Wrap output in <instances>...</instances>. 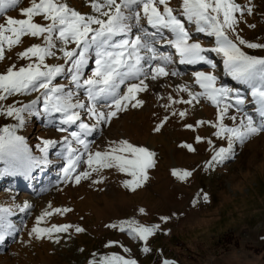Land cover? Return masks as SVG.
Wrapping results in <instances>:
<instances>
[{"label": "snow or ice", "instance_id": "obj_1", "mask_svg": "<svg viewBox=\"0 0 264 264\" xmlns=\"http://www.w3.org/2000/svg\"><path fill=\"white\" fill-rule=\"evenodd\" d=\"M19 3L20 0H0V15ZM91 8L95 14H82L64 0H31L30 6L20 10L25 18L8 16L0 22V60L6 58V48L19 45L22 37L42 41L18 53V58L26 61L24 65L17 68L13 63L0 73V117L13 120L0 128V178H30L33 172L51 165L50 153L56 150V157L63 161L59 187L79 185L94 172L113 167L131 177L125 186L133 190L139 187L147 179L148 169L154 166L155 153L127 140L94 150L91 137L118 113L142 106L144 101L139 95L149 89L151 82L180 75L176 67L179 65L193 66L191 81L175 85L188 99L169 95L168 100L190 106L207 100L217 109L214 121L196 122L214 129L215 140H206L213 150L206 161L208 168L234 158L237 144L264 133V57L244 50L245 46L264 49V43L246 40L239 27H255L247 24V18L255 14L253 0H180L178 7H173L170 0H92ZM36 17L39 21L34 20ZM201 36L211 38L208 46L201 43ZM46 58L55 62H46ZM199 66L221 68L223 76L250 89V99L241 88L224 84L222 76L199 70ZM32 93H36L34 99H22ZM249 103L253 105L251 111ZM185 115V111L179 112L180 117ZM29 118L50 121L63 135L38 138L34 150L18 134ZM226 120L233 124L230 126ZM196 140L202 142L204 138L197 136ZM216 140L226 144L217 145ZM173 175L183 180L192 172L173 170ZM200 201L208 202V194L202 193L193 206ZM31 208L27 201L0 206V241L15 230L10 219L14 209L25 213ZM71 211L68 207L43 211L35 218L28 236L59 243L62 236H70L73 225L43 223L46 217ZM139 211L142 213L143 209ZM169 219L161 217L158 222L145 224L125 218L108 227L136 240L140 250L148 253L149 238L165 231L162 225ZM74 231L81 233L84 228L76 226ZM117 244L108 241L106 246ZM121 247L123 253L131 251L127 246ZM170 259L164 258L162 264H170ZM89 264L139 262L134 256L112 251L94 255Z\"/></svg>", "mask_w": 264, "mask_h": 264}, {"label": "rangeland", "instance_id": "obj_2", "mask_svg": "<svg viewBox=\"0 0 264 264\" xmlns=\"http://www.w3.org/2000/svg\"><path fill=\"white\" fill-rule=\"evenodd\" d=\"M64 2L82 14H95L91 8L92 0ZM241 2L247 3V0ZM253 2L255 14L247 18V24L255 27L240 24V35L250 42L264 43V0ZM170 3L178 7L180 0H170ZM30 4L31 0H20L17 6L0 15V22L8 16L25 18L20 10ZM39 19L34 18L35 21ZM210 40L201 36V43L205 46ZM41 42L39 38L22 37L19 45L6 48V58L0 60V73L13 63L17 68L24 65L26 61L19 59L18 53L32 43ZM244 50L264 57V49L245 46ZM46 62L55 61L46 58ZM176 67L180 75L151 82L149 89L139 95L144 101L142 106L129 107L118 113L91 137L94 150L127 140L155 153L154 166L148 169L147 179L139 187L133 190L125 186L124 182L131 177L116 167L94 172L90 179L82 180L79 185L59 187L63 161L56 157V150L50 153L51 165L33 172L30 178L24 175L0 178V206L21 205L25 201L32 205L25 213L14 209L15 214L10 219L15 230L0 241V264H89L94 255L112 251L134 256L139 264H162L164 258H171L170 264H264V133L237 144L234 158L208 168L206 161L213 150L206 140H215L214 129L196 122L214 121L217 109L207 100L195 106L168 100L169 95L175 99H188L187 94L178 92L175 85L191 81L193 66ZM199 70L214 71L223 77L224 84L241 88L250 99V89L223 76L221 68L213 70L199 66ZM35 95L32 93L22 99L30 101ZM247 107L251 111L253 105L249 103ZM180 111H185L186 115L180 117ZM12 123V119L0 117V128ZM225 123L233 124L231 120ZM158 126L159 131L156 130ZM18 134L23 135L34 150L38 138L63 135L52 127L50 121L35 118H29ZM197 136L203 137L204 141L198 142ZM215 142L217 145L226 144V141ZM173 170H189L192 175L181 180L173 175ZM18 183L22 185L18 186ZM202 193L208 194L209 201H200L193 206ZM56 207H68L72 211L46 217L43 226L70 223L73 225L70 236H62L59 243L48 238L29 237L35 218ZM140 209H143L142 213ZM161 217L170 219L162 225L165 231L149 238L151 251L148 253L140 250L136 240L108 227L125 218L150 224L158 222ZM76 226L83 227L84 231L76 233ZM108 241H117L118 244L109 248L106 246ZM121 245L131 251L123 253Z\"/></svg>", "mask_w": 264, "mask_h": 264}, {"label": "bare ground", "instance_id": "obj_3", "mask_svg": "<svg viewBox=\"0 0 264 264\" xmlns=\"http://www.w3.org/2000/svg\"><path fill=\"white\" fill-rule=\"evenodd\" d=\"M17 185L20 186V185H22V184L18 183Z\"/></svg>", "mask_w": 264, "mask_h": 264}]
</instances>
